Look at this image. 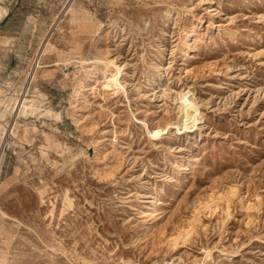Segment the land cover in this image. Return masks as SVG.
Masks as SVG:
<instances>
[{
	"label": "rangeland",
	"instance_id": "1",
	"mask_svg": "<svg viewBox=\"0 0 264 264\" xmlns=\"http://www.w3.org/2000/svg\"><path fill=\"white\" fill-rule=\"evenodd\" d=\"M5 4L0 264H264V0Z\"/></svg>",
	"mask_w": 264,
	"mask_h": 264
},
{
	"label": "bare ground",
	"instance_id": "2",
	"mask_svg": "<svg viewBox=\"0 0 264 264\" xmlns=\"http://www.w3.org/2000/svg\"><path fill=\"white\" fill-rule=\"evenodd\" d=\"M6 0H0V20H1V17L3 16V14H5L7 12V7H6V4H5ZM198 111H196L194 114H189V115H186L184 117H181V121H182V124L183 126H188L189 123L188 121L190 119H195L197 116H198ZM199 119V117H198ZM196 120V119H195ZM194 123V122H193ZM196 123V122H195ZM182 126V125H181ZM191 126V125H190Z\"/></svg>",
	"mask_w": 264,
	"mask_h": 264
},
{
	"label": "water",
	"instance_id": "3",
	"mask_svg": "<svg viewBox=\"0 0 264 264\" xmlns=\"http://www.w3.org/2000/svg\"><path fill=\"white\" fill-rule=\"evenodd\" d=\"M8 17H9V12L1 19L0 26H2L7 21Z\"/></svg>",
	"mask_w": 264,
	"mask_h": 264
}]
</instances>
